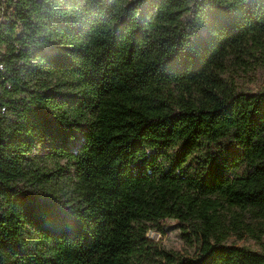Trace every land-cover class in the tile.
Instances as JSON below:
<instances>
[{"label":"trees","instance_id":"obj_1","mask_svg":"<svg viewBox=\"0 0 264 264\" xmlns=\"http://www.w3.org/2000/svg\"><path fill=\"white\" fill-rule=\"evenodd\" d=\"M7 2L0 264H264V223L258 249L228 239L245 211L264 218V88L225 75L264 45V0ZM40 149L72 173L37 164ZM168 218L196 255L147 240Z\"/></svg>","mask_w":264,"mask_h":264},{"label":"rangeland","instance_id":"obj_2","mask_svg":"<svg viewBox=\"0 0 264 264\" xmlns=\"http://www.w3.org/2000/svg\"><path fill=\"white\" fill-rule=\"evenodd\" d=\"M225 75L228 80L233 81L238 87L246 90H258L264 88V45L261 47L248 45L240 53L233 54L228 60ZM83 138L80 134L78 137L67 143V147L72 152H75L80 146ZM227 142H220V148L215 150L219 153L220 149L227 147ZM177 147L166 149L163 158H169L176 155ZM202 151H196L188 158L187 163L197 164L202 158ZM237 150H239L237 148ZM34 161L41 165L46 166L53 171L57 169V165L62 166L64 175L72 173L73 168L67 163L65 158L62 157H49L45 149H40L36 152ZM184 189L192 193V189L184 186ZM244 220L248 222V229L243 233L234 230H229V240L235 243L248 244L254 249L260 248L259 239L256 235L259 233V228H262L264 218L256 215L253 210H247L244 214ZM182 228L179 222L173 218H168L160 225L159 229L150 228L146 231L145 235L147 240L151 241L152 245L157 248H163L169 251H175L179 254L194 256L198 251V243L193 240H188L182 234ZM264 235L262 236V238ZM156 260H145L143 264H159L158 256L154 255Z\"/></svg>","mask_w":264,"mask_h":264},{"label":"built area","instance_id":"obj_3","mask_svg":"<svg viewBox=\"0 0 264 264\" xmlns=\"http://www.w3.org/2000/svg\"><path fill=\"white\" fill-rule=\"evenodd\" d=\"M12 9V6L7 2V0H0V23L8 22L9 18L6 17L5 13L8 9ZM22 23L17 22L15 27L14 37L19 38L22 35ZM0 69H2V64L0 63Z\"/></svg>","mask_w":264,"mask_h":264}]
</instances>
